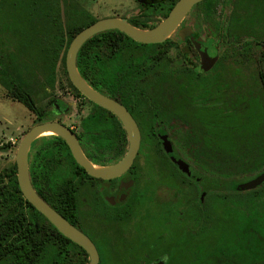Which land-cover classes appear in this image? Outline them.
Here are the masks:
<instances>
[{"label": "flooded vegetation", "instance_id": "af4514ba", "mask_svg": "<svg viewBox=\"0 0 264 264\" xmlns=\"http://www.w3.org/2000/svg\"><path fill=\"white\" fill-rule=\"evenodd\" d=\"M135 1L139 5L140 10L132 16L119 18H125L128 21L130 18L138 16L142 12L143 6L149 4L168 3L170 5L167 11L168 14L177 0ZM231 1L234 4L237 3L239 9L242 6L244 7V10H240L239 15L235 16V18L239 22L244 19L249 24L250 31L253 28L255 29L258 19L261 24L263 23L264 0ZM222 2L224 0H201L193 5L173 30L181 39L179 43L169 40L167 35L163 41L156 43H140L135 41L136 44H125V46H99L98 53H95L97 59L94 62H99L104 90L99 91L90 86L127 109L140 131L138 152L144 145H150L155 148L158 156H146L147 158L152 157L154 159L153 161H148L152 163L150 168L155 166V159H159L158 162L163 163L159 167L160 170L152 175L156 176L155 178L153 177L145 181L142 184L143 186L139 185V166L136 161L138 152L130 167L125 172L112 178H101L88 174L76 162L69 147L68 149L73 160L65 157L61 164V170L51 173L46 165L48 157L45 153L52 147L54 142L59 141L57 139L59 136H40L34 139L29 146L28 171L33 188L38 195L40 192H49L48 184L45 183V175L48 174V176L52 175L51 178L54 182L58 183L60 180H63L64 183L73 189L75 196L73 208L76 211L73 217L75 224L73 225L93 241L98 250L99 263L101 255L97 245V239L92 232L88 231L82 225L83 220L81 215L82 212L85 213V210H87L86 214L94 211L95 214L100 215L102 218L101 221L106 229L103 230V240L105 243H107L105 241L108 236L106 234L107 231L111 232L114 229L112 231L120 234V226L124 224L130 225L133 222L136 223L140 218L146 219L148 231H139L134 240L124 243L126 247L123 246L124 251L118 254L115 261L116 264L188 263L189 207L187 195L183 191L187 188L188 178L191 181L198 182V178L193 176L192 170L195 171L193 164L195 162H203L201 159H205L204 157H206L204 152H201L202 149L200 151V149L189 147L192 141L191 138L189 139V129L195 125L193 122H197L204 130L208 128L209 122L215 125L219 123V102L217 100L219 91L209 90L210 85H216L217 74L212 73L211 76L207 77L204 75L213 72L220 61L226 58L239 66L244 65L245 69L252 68L254 69V79L258 82L262 94V99L260 100L264 103V69L260 64V62H264V59H262L264 58L263 36L259 37L254 30L251 33L249 31L242 37L238 34L230 33L229 29L232 18H230V15H228L229 17L227 19L222 16V10L220 8ZM198 5H202V15L207 17L206 21L209 29L212 32L216 31L220 34V41L227 47L221 59L218 57L215 49L216 45L211 42L210 37H207L206 40L201 38L192 26H188L184 22L186 16ZM165 16L160 13L154 15L147 26H142V29L154 27ZM218 19L219 22H217ZM254 46H262L263 55H261L260 59H250L248 62V54ZM245 58L247 60L242 62L241 60ZM128 72L134 73L132 78H135V81L134 83L127 82L125 85V76ZM174 73L178 75H173ZM172 77L180 80L181 90L178 92L182 95H179V99L174 100L172 94L169 92V97H166L164 103H161L157 97L155 98V85H159L161 82H169L170 86ZM112 80H115V85L112 84ZM85 81L87 82V80ZM69 83L73 90L72 102H77V105L80 107L83 105L86 106L84 112L78 113V121L75 120L76 124H68L60 118L61 114L69 110L70 104L64 100H54V112L46 116L36 107L34 100L33 108L29 109L27 107L35 115V120L30 128L35 124L45 121L60 122L75 135L81 150L91 163L96 166H109L118 162L124 156L128 146V138L123 122L109 109L88 99L75 88L70 80ZM189 120L193 121L192 124H190ZM247 126L256 131H262L264 135V107L262 109L261 122L258 124L249 123ZM173 129L177 131L176 140H172L168 135V131ZM143 131H150L151 133L145 136ZM161 135H166L171 143L174 155L189 165L191 174L188 175L186 172L180 170L178 164L172 160L171 155L165 152ZM253 135L256 137L257 132L253 133ZM211 140H206L205 138L203 146H209ZM213 145V148L217 150V143L213 142ZM185 150L187 151L184 152ZM189 153L190 156L188 157ZM199 154L201 155L199 156ZM107 155H111L112 158L110 159H113L108 163L104 160L107 159ZM103 162L105 163L103 164ZM206 175L212 176V183H206V187L212 186L214 179L217 182L219 180L218 175H215L213 171ZM161 186L174 189V192L170 195L167 193L169 199L179 190L182 195L179 203L180 208H172L170 203L167 202L169 199H153L151 197L159 191H166ZM200 186V193L206 194L201 183ZM205 194H203V198ZM146 195H148L149 201L139 217L137 213L138 207L140 206L139 203H143ZM198 199L199 201L196 203L195 200V203L190 205V207L197 213L202 209L208 210V202L206 200L205 202L204 200L201 201L200 196ZM164 229L169 234L162 236L161 231ZM115 236L118 237L119 235L116 234ZM151 237L158 241L166 238L162 244L164 246L160 247L156 252L149 251L155 248L149 241ZM143 253H148L152 256L146 261L141 262L140 259Z\"/></svg>", "mask_w": 264, "mask_h": 264}, {"label": "trees", "instance_id": "16d2710c", "mask_svg": "<svg viewBox=\"0 0 264 264\" xmlns=\"http://www.w3.org/2000/svg\"><path fill=\"white\" fill-rule=\"evenodd\" d=\"M169 8L168 3L143 6L142 12L128 22L142 28L147 26L154 15L160 13L165 16ZM79 14L67 16L64 25L60 0H0V84L7 89L10 98L29 109L33 108L34 99L21 78V54H29L41 61L45 70L44 85L51 88L54 86L57 61L60 58L65 61V52L73 36L96 20L84 10ZM125 44L136 42L117 29L98 32L80 47L76 59L78 72L89 85L103 91L104 82L101 81L99 62H94L97 59L95 53H98L99 46ZM22 61L23 65L27 64ZM133 74H126L125 85L127 82L134 83ZM112 84H116L115 80H112ZM238 99L241 102L243 98ZM246 107L247 111L243 114L235 113L232 108L220 107L219 123L215 125L209 122L208 128L201 129L200 132L206 140L212 139L211 142H216L221 152H238L241 155L237 159L240 165L238 173H219L220 187L222 183H226L233 189L236 183L252 178L264 170V135L262 131L247 126L249 123L261 122L264 103L259 97L253 96ZM256 132L254 137L253 133ZM150 133L143 131L145 136ZM57 139L59 141L54 142L45 153L48 157L46 165L51 173L61 170L65 157L73 160L63 139ZM247 150L249 160L246 159ZM196 163L203 171H209L205 162ZM51 176L45 175L49 192H40L39 195L59 214L75 224L74 191L63 180L54 182ZM225 191L227 190L220 191L219 199L224 205L229 203L228 193ZM238 195L231 197L229 208L221 207L219 216L210 221L209 225L206 223V209L196 212L192 223L189 221L188 251L202 253V256H196L194 264H264V182L248 190V199ZM247 203L249 209L242 207ZM88 262V254L81 246L62 235L43 214L22 197L16 179L15 163L0 172V264Z\"/></svg>", "mask_w": 264, "mask_h": 264}, {"label": "rangeland", "instance_id": "374dc122", "mask_svg": "<svg viewBox=\"0 0 264 264\" xmlns=\"http://www.w3.org/2000/svg\"><path fill=\"white\" fill-rule=\"evenodd\" d=\"M237 3H232L231 0H224L222 2L220 8L222 10V16L227 19L230 15V18H232V22L230 23V33L232 34H238L240 37L247 34L249 29V24L244 21H237L235 16L239 15L240 10L243 11L244 7L242 6L241 9L237 7ZM82 10L85 11V13L95 19H101L105 17L110 16H117V17H128L136 14L140 7L136 3L135 0H60V12H61V18L62 22L65 25L67 16L70 15H80L79 12ZM203 8L202 5H198L194 7L191 12L186 16L185 23L188 26H192L194 30H196L198 36H200L203 39H207V37H210L211 42L214 43L216 52L218 54V57L221 59L224 52L226 51L227 47L224 46L223 42L221 40L220 34H218L216 31H211L207 25V17L203 14ZM232 14V15H231ZM241 14V13H240ZM86 21V20H85ZM219 22V19L217 20ZM255 29L253 28L254 32L260 37L263 36L262 39H264V20L263 23H260V20L258 19V22L256 23ZM251 30L249 33L253 32ZM169 40L174 42H181V39L177 36L175 31L171 32L168 37ZM224 38V37H223ZM261 55H263V48L262 46H254L251 50V52L248 54V62L250 59H260ZM21 59L27 62V64L23 65V61L19 60L22 64L21 70L22 75L21 78H23L24 82L26 83L25 87L31 92L36 107L44 113V115H51L54 112L55 104H53V101L56 99L64 100L65 102L69 103V110L64 112L60 115V118H62L66 123H70L72 125H75L76 121H78V113L85 111V105L79 106L77 105V102H72V95L73 90L70 87V83L67 77V74L65 72V65L64 61L61 60V58L57 61L56 67H55V80H54V86L48 87L44 85V76H45V70L43 69V64L41 61H39L36 58H33L29 54H21ZM264 59V58H262ZM247 59H242V62H245ZM264 63V62H263ZM260 62L262 65V68L264 69V64ZM254 69H245L244 65H238L232 63L231 60L225 59L221 60L220 63L214 68L213 72H210L208 74H205L204 76H211L212 73H216V85H210L209 90H217L219 91V94L217 95L218 100V107L220 109H234L235 113L237 114H243V112L247 111V103L249 100L255 96L256 98L259 97V99H262V94L260 92V87L258 82L254 79ZM173 75H178L177 73H174ZM180 80L177 78H173L171 80L170 86L169 82H161L159 85H155L156 94L155 98L159 100V102L164 103V99L166 97H169V92L172 94L173 99H179L178 91L181 90L180 88ZM253 95V96H252ZM239 97H242V101H239ZM81 110V111H80ZM35 120L34 113L27 109L22 103L18 102L17 100H14L10 98L7 95V89L0 84V172H4L6 168L11 166L14 163L15 153L17 150V147L19 145V142L21 138L23 137L24 133L30 128L31 124ZM190 124H192V120H189ZM193 127L190 128L189 132V139L191 138V142L189 144V147L196 148V149H203L204 154L206 157L205 159H201V161L206 163L207 169L209 171H203L195 162L193 176L197 177L198 182L191 181L190 178H188V184L186 190L183 192L187 195L188 200V220L190 218V222L192 223V217H195L196 212L194 209L190 207V205L196 203L200 200L205 202V200L209 204L208 210H206V216L207 221L206 223L209 225L210 221L216 220L219 216V211L221 207L229 208L230 199L231 197H234L236 194H239L238 196H241L245 199H248L246 196L248 194V190H251L253 188H246L242 185L246 182H248L252 178L244 179L238 183L235 184L234 188L232 189L230 187V184L224 185L221 184V187H224L221 189L220 187V178L218 182L214 179V183L210 187H206V183H212V176L206 175L207 173H211L212 171L215 172V175H218L221 171L225 172H232V173H238L240 165L237 161L241 155L237 153H223L220 151V149L215 150L213 142H210L211 144L209 146H203L205 137L202 136L204 134H201L202 131L201 127L197 124V122H193ZM53 135V134H51ZM168 135L172 140H176L177 138V131L176 129L169 130ZM42 136H50L49 134L42 135ZM162 141H163V148L165 152L168 155H171L172 160H174L177 164L180 170L186 172L188 175L191 174V170L189 168V165L184 162L182 159H179L176 155L173 153V149L171 146V143L169 139H167L166 135H161ZM248 142L251 144V139L248 137ZM245 143V141H244ZM169 148L171 149L170 151ZM185 150L184 152H186ZM164 153V152H163ZM163 155V154H161ZM188 155V154H187ZM248 157L246 159L249 160V152L247 150ZM146 156H158L157 152L155 151V148L150 145H144L142 148H140V151L138 152V158H137V164L139 166V180L140 186H143L142 184L149 180L150 178H155L156 176H152L155 172H158L160 169L159 167L163 165V163L158 162L159 159H155L156 163H154V167L150 168V165L152 163L148 162L149 160L153 161L154 159L147 158ZM190 156V153L188 157ZM111 155H107V159H104L107 163L110 162L113 159ZM178 160H181L183 164L180 165L178 163ZM162 161V159H161ZM195 161V159H193ZM192 161V162H193ZM105 162H103L104 164ZM194 163V162H193ZM187 165V166H186ZM163 169V168H162ZM164 170H166L164 168ZM256 176V175H255ZM190 179V180H189ZM232 180L235 178H231ZM142 182V183H141ZM234 182V181H233ZM200 183L203 186V188L206 191L205 193H200ZM211 185V184H210ZM259 186V185H258ZM166 191H159L156 195L151 196L153 199L155 198H164L169 199V195L174 192V189L167 188L165 186H161ZM257 187V186H256ZM255 188V187H254ZM221 190H227V199L229 201L228 204L224 205L220 203V191ZM236 194H235V193ZM201 194V195H200ZM203 194H205V197L203 198ZM181 193L179 190L173 195V197H170V199L167 201L170 203L172 208H180V198ZM149 201L148 195L145 196V200H143V203H139L140 206L138 207L137 213L139 214V217L141 216V213L143 212L145 206L147 205V202ZM238 205V204H237ZM241 206V205H239ZM242 207L249 209V204H244ZM87 210L82 212V220H83V226L90 232L93 233L94 237L97 239V245L100 251V263L99 264H116L115 261L117 259L118 254L124 251V245L125 242H129L135 239L136 235H138L139 231H148L147 228V222L146 219L140 218L136 223L133 222V224H124L120 226V234L115 233V231H107L106 234H108L107 239L105 240L107 243L103 240V230L105 229L104 224L102 223V218L100 215L95 214L93 211L92 213L89 212V214H86ZM188 221V224H189ZM106 230V229H105ZM119 235L118 237L115 235ZM162 236L168 235L166 229L161 231ZM162 238L161 241L156 240L155 238L151 237L149 238V241L154 245V249L149 250L151 252H156L159 250L160 247L164 246L162 245L165 241ZM124 246V247H123ZM148 252V251H147ZM202 256V253L198 252H190L188 251L187 256V262L186 264H194L196 263V256ZM152 255L148 253H143L141 255V262L146 261L148 258H150ZM189 257V259H188Z\"/></svg>", "mask_w": 264, "mask_h": 264}, {"label": "water", "instance_id": "95a60500", "mask_svg": "<svg viewBox=\"0 0 264 264\" xmlns=\"http://www.w3.org/2000/svg\"><path fill=\"white\" fill-rule=\"evenodd\" d=\"M201 0H177L168 14L158 24L149 29H142L130 24L125 18L105 17L97 19L78 31L71 39L65 52V68L69 80L88 99L94 103L109 109L123 122L128 146L124 156L116 163L109 166H96L91 163L81 150L75 135L62 123L45 121L33 125L21 138L15 153L16 177L19 189L23 197L32 204L46 219L65 237L81 246L88 254V264H98L99 254L93 241L65 217L53 209L42 199L33 188L28 171V149L31 142L44 135L46 131H52L53 135L64 139L76 162L82 166L88 174L94 177L112 178L125 172L133 162L139 149L140 131L127 109L116 101L104 96L93 89L79 74L76 66L78 50L90 37L98 32L117 29L134 41L140 43L161 42L169 35L186 15L190 8ZM207 67V66H205ZM171 149L169 148L168 151ZM180 165H185L178 160ZM187 166V165H186ZM264 182V170L244 183L246 188H254Z\"/></svg>", "mask_w": 264, "mask_h": 264}, {"label": "bare ground", "instance_id": "6f19581e", "mask_svg": "<svg viewBox=\"0 0 264 264\" xmlns=\"http://www.w3.org/2000/svg\"><path fill=\"white\" fill-rule=\"evenodd\" d=\"M44 135H46V134H49V135H51L52 134V131H46L45 133H43Z\"/></svg>", "mask_w": 264, "mask_h": 264}]
</instances>
